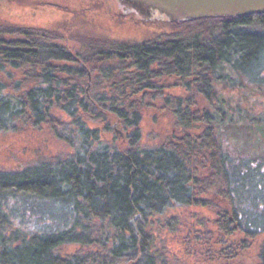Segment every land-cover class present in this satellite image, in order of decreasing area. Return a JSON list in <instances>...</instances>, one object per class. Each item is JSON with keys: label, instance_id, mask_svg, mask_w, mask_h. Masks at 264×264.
Here are the masks:
<instances>
[{"label": "trees", "instance_id": "1", "mask_svg": "<svg viewBox=\"0 0 264 264\" xmlns=\"http://www.w3.org/2000/svg\"><path fill=\"white\" fill-rule=\"evenodd\" d=\"M89 14L97 22L99 15ZM85 19V13H77L53 26L31 28L0 21V73L10 67L20 76L11 86L0 81V131L33 119L37 126L48 124L56 118L53 110L60 109L71 121L54 126L56 134L69 144L79 140L68 159L0 173V264H169L158 249V237L170 227V212L198 206L200 187L199 195H210L216 186L223 191L234 183L227 156L215 147L212 132L199 133L202 120L192 111V97L189 102L167 98L161 107L184 126L168 145L137 146L146 99L138 96L176 79L213 100L218 96L215 84L229 79L230 70L249 71L264 55V15L212 22L202 32L173 26V34L150 37L146 32L141 40L124 38L120 30L105 25L86 24ZM72 45L86 65L99 64L109 91L95 102L135 130L129 148L102 142L100 130L88 127L87 119L95 112L82 98L87 76L69 53ZM204 121L211 125L209 113ZM105 129L110 131L109 126ZM202 150L206 153L198 168L199 161L192 157ZM24 194L68 206L72 226L31 237L14 231L4 208ZM228 200L227 208L208 205L217 209L219 243L226 245L218 259L232 263L250 252L254 242L249 240L255 241L260 232L245 228L242 214ZM189 232L200 237L205 233L194 227ZM236 234L246 239L233 241ZM204 248L209 255L216 252ZM254 264H264V243Z\"/></svg>", "mask_w": 264, "mask_h": 264}, {"label": "rangeland", "instance_id": "2", "mask_svg": "<svg viewBox=\"0 0 264 264\" xmlns=\"http://www.w3.org/2000/svg\"><path fill=\"white\" fill-rule=\"evenodd\" d=\"M47 11L40 15L42 17L31 18L29 23L32 24L39 18L43 19L41 26L48 27L53 26L57 21L62 22L63 19L58 20L52 9ZM85 18L86 24L105 25V29L120 30L124 38L139 40L145 34L141 33L140 29H131L127 25L114 28L112 23L106 25L104 22H95L90 15ZM21 22L24 23V14L20 15L17 25L23 26ZM210 25L212 24H194L189 26V29L198 32L208 31ZM111 64L116 66L119 62L112 61ZM86 67L92 75L84 82L86 94L82 98L95 112L94 117L87 119L88 127L100 130L102 142L129 148L135 130L127 127L117 115L102 108L107 106L95 102L102 95H107L106 92L109 90L104 89L105 82L99 64H87ZM10 69L8 67L0 73V81L11 86L12 82L19 81L20 76H17V71ZM10 71L12 73H8ZM228 73L229 79L219 80L215 84L218 96L215 95L213 100L198 94L185 84H179L176 79L167 80L166 83L160 84L159 88L138 96L140 99L144 97L146 99H143L144 109L141 111L140 139L137 146L156 148L168 145L173 135L184 126L179 123L178 116L160 109L165 105L167 98H182L184 102H189V98L192 97L194 100L192 104L195 105L192 108L194 115L202 122L206 113L211 116V125L205 121L203 124L198 122V126L202 127L200 135L208 131L212 132L215 147L218 146L220 152L227 156L226 167L234 175V183L227 188L223 187V191L216 186L210 195H199L200 187L197 192L200 203L198 206L170 212L168 217L170 227L163 228L162 236L158 237L160 246L165 245V247L159 246L158 249L166 253L169 264H254L259 261L260 248L264 243V55L255 61L249 71L230 70ZM259 77L260 80H257ZM52 114L56 118H50L48 124L37 126L33 119V121H24V124L19 123L17 128L11 127L10 130L0 131V173L25 172L42 164L68 159L75 154L79 140L75 139L69 144L59 138L54 129V126L58 127L60 122H70L71 118L60 109L53 110ZM106 126L110 127V131H106ZM205 153L202 150L192 157V161L194 159L199 161L198 168L201 167V156ZM200 174L204 176V170ZM228 198H231L233 206L242 214L245 228L260 232L255 241L249 240L252 244L254 242L250 252L232 263L218 259L219 251L226 245L219 243L222 234L218 232L219 226L216 221L220 216L214 207L217 204L227 208ZM208 203H213L214 206L211 208ZM4 211L10 216L11 228L14 231H24V234L30 237L72 226L69 207L54 199L24 194V198L7 203ZM191 227L205 232L202 238L194 233L190 234ZM204 235L207 237L204 238ZM236 237L240 240L246 239L245 235L236 234L232 240L235 241ZM223 240H226L224 235ZM204 247H210L216 252L214 255H209Z\"/></svg>", "mask_w": 264, "mask_h": 264}, {"label": "water", "instance_id": "3", "mask_svg": "<svg viewBox=\"0 0 264 264\" xmlns=\"http://www.w3.org/2000/svg\"><path fill=\"white\" fill-rule=\"evenodd\" d=\"M107 10L98 23L115 24L116 14L138 22L163 20L196 21L213 17H235L264 13V0H100ZM24 8L11 0H0V20L17 23ZM95 21V19H93ZM134 29V28H133ZM140 218L138 215L134 220Z\"/></svg>", "mask_w": 264, "mask_h": 264}, {"label": "flooded vegetation", "instance_id": "4", "mask_svg": "<svg viewBox=\"0 0 264 264\" xmlns=\"http://www.w3.org/2000/svg\"><path fill=\"white\" fill-rule=\"evenodd\" d=\"M11 1L18 3L20 6L24 8V23L21 22L24 28L41 26L43 22L42 18H39L38 20H34L32 24L29 23V21L33 17L35 18L40 16L41 14H45V11L48 12L47 10L50 11V9H52L53 12H55L56 16L58 17V20L59 19L70 20L77 13H85V17H87L88 15H90L89 13H92L93 11H95V13L99 16H104L105 15L104 12L107 10L105 4L100 0H11ZM255 15H264V13H255L252 15L235 16V17H213V18H204L196 21H182V22H169L163 20L138 22L135 20H131V17L117 13L115 16L116 21L114 24V28L118 26L127 25L131 29L133 28L140 29L141 33L147 32L150 34L149 36L151 37L153 34H158V35H162L163 33L173 34L176 32L173 26L178 28L182 26L189 27L194 24H204V23H212V22L224 23V22L234 21L239 17H247V16H255ZM5 22L11 24V22L9 21H5ZM39 23L40 25H38ZM143 37L141 36L140 40ZM76 49L77 46L72 45L71 51L69 53L71 54L74 63L81 66L80 70L83 71L84 75L87 76L88 79L90 75H92V73L87 69L86 64L82 62L81 59L78 57L76 53Z\"/></svg>", "mask_w": 264, "mask_h": 264}]
</instances>
